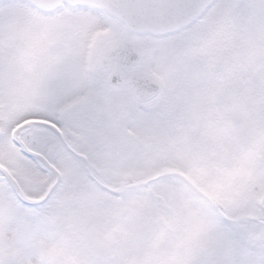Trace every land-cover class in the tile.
<instances>
[{"label":"snow or ice","instance_id":"obj_1","mask_svg":"<svg viewBox=\"0 0 264 264\" xmlns=\"http://www.w3.org/2000/svg\"><path fill=\"white\" fill-rule=\"evenodd\" d=\"M0 264H264V0H0Z\"/></svg>","mask_w":264,"mask_h":264}]
</instances>
